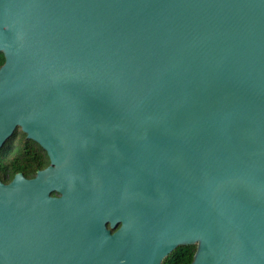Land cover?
I'll return each instance as SVG.
<instances>
[{"label":"water","instance_id":"95a60500","mask_svg":"<svg viewBox=\"0 0 264 264\" xmlns=\"http://www.w3.org/2000/svg\"><path fill=\"white\" fill-rule=\"evenodd\" d=\"M0 53V264H264V0H0Z\"/></svg>","mask_w":264,"mask_h":264},{"label":"trees","instance_id":"16d2710c","mask_svg":"<svg viewBox=\"0 0 264 264\" xmlns=\"http://www.w3.org/2000/svg\"><path fill=\"white\" fill-rule=\"evenodd\" d=\"M4 63L0 53V67ZM49 166L44 151L16 129L0 149V181L7 184L14 176L21 174L25 179L34 178L38 171ZM196 244L179 245L166 256L161 264H191Z\"/></svg>","mask_w":264,"mask_h":264},{"label":"flooded vegetation","instance_id":"af4514ba","mask_svg":"<svg viewBox=\"0 0 264 264\" xmlns=\"http://www.w3.org/2000/svg\"><path fill=\"white\" fill-rule=\"evenodd\" d=\"M46 168H47V167H46ZM43 170H44V169H43ZM28 179H32V178H28ZM50 195H52V196H58V194H56L55 192H51ZM120 225H121V224H119L117 228L112 229V232L116 231V230L120 227Z\"/></svg>","mask_w":264,"mask_h":264}]
</instances>
